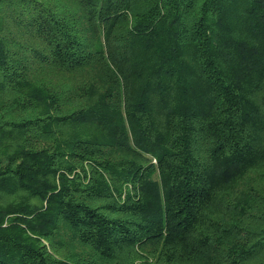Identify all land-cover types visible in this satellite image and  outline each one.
I'll return each mask as SVG.
<instances>
[{
    "label": "trees",
    "instance_id": "trees-1",
    "mask_svg": "<svg viewBox=\"0 0 264 264\" xmlns=\"http://www.w3.org/2000/svg\"><path fill=\"white\" fill-rule=\"evenodd\" d=\"M0 264H264V0H0Z\"/></svg>",
    "mask_w": 264,
    "mask_h": 264
}]
</instances>
